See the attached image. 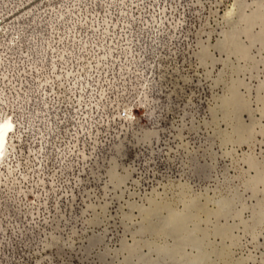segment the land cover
Returning a JSON list of instances; mask_svg holds the SVG:
<instances>
[{"label":"rangeland","instance_id":"obj_1","mask_svg":"<svg viewBox=\"0 0 264 264\" xmlns=\"http://www.w3.org/2000/svg\"><path fill=\"white\" fill-rule=\"evenodd\" d=\"M5 120L0 264H264V0H0Z\"/></svg>","mask_w":264,"mask_h":264},{"label":"bare ground","instance_id":"obj_2","mask_svg":"<svg viewBox=\"0 0 264 264\" xmlns=\"http://www.w3.org/2000/svg\"><path fill=\"white\" fill-rule=\"evenodd\" d=\"M244 15H246V14H244ZM244 57H246V56H244ZM13 128H15V127H14L13 123L10 122L9 120H5L4 125L0 126V165L5 161V157L7 156V146H8V143H9V139L11 137L9 132L12 131Z\"/></svg>","mask_w":264,"mask_h":264}]
</instances>
